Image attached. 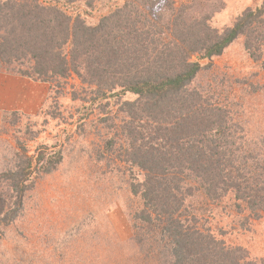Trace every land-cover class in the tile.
<instances>
[{
  "label": "trees",
  "instance_id": "1",
  "mask_svg": "<svg viewBox=\"0 0 264 264\" xmlns=\"http://www.w3.org/2000/svg\"><path fill=\"white\" fill-rule=\"evenodd\" d=\"M92 0H0V63L28 65L26 82L66 85L72 76L90 88L91 100L119 101L122 152L143 172L132 187L142 200L134 216L136 240L148 243L167 264H264L199 228L189 199L203 193L213 202L228 194L253 214L264 212V138L237 148L239 127L229 110L193 86L202 65L238 37L259 58L264 10L247 9L233 27L218 33L210 21L212 0H128L97 26L64 5ZM109 103H107L108 105ZM250 143V142H248ZM60 151L22 155L0 174V224L13 222L36 176L56 170Z\"/></svg>",
  "mask_w": 264,
  "mask_h": 264
},
{
  "label": "rangeland",
  "instance_id": "2",
  "mask_svg": "<svg viewBox=\"0 0 264 264\" xmlns=\"http://www.w3.org/2000/svg\"><path fill=\"white\" fill-rule=\"evenodd\" d=\"M127 1L62 6L94 27ZM211 6L218 10L210 26L222 33L247 9L264 10V0H212ZM258 57L240 36L210 61L196 59L202 68L193 86L230 111L239 127L235 147L243 150L264 138V45ZM27 68L0 63V174L40 150L60 151L63 160L56 170L36 176L20 214L0 224V264H167L150 244L136 240L134 216L142 200L132 187L144 178L122 152L127 146L119 103L136 96L93 101L75 75L61 87L33 84L16 73ZM188 204L201 230L264 262V212L258 216L244 203L238 206L231 194L213 202L196 193Z\"/></svg>",
  "mask_w": 264,
  "mask_h": 264
}]
</instances>
